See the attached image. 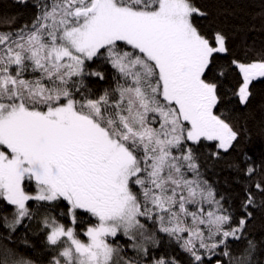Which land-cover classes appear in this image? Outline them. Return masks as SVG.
I'll return each mask as SVG.
<instances>
[{
	"label": "snow or ice",
	"instance_id": "snow-or-ice-1",
	"mask_svg": "<svg viewBox=\"0 0 264 264\" xmlns=\"http://www.w3.org/2000/svg\"><path fill=\"white\" fill-rule=\"evenodd\" d=\"M32 7L0 30V264H260L264 177L229 162L233 196L207 171L239 141L229 105L247 108L264 52L233 54L193 0Z\"/></svg>",
	"mask_w": 264,
	"mask_h": 264
},
{
	"label": "trees",
	"instance_id": "trees-1",
	"mask_svg": "<svg viewBox=\"0 0 264 264\" xmlns=\"http://www.w3.org/2000/svg\"><path fill=\"white\" fill-rule=\"evenodd\" d=\"M32 3L33 0H0V30L30 22L34 12ZM193 3L207 13L205 17H195V23L206 31L219 30L226 34L233 54L248 52L253 58H258V54L264 52V0H193ZM251 92L247 108L231 111L229 105L232 123L241 132L235 149L225 154L214 166L210 163L207 171V178L222 193L233 196L239 190L236 183L238 176L228 169L229 162L242 159L247 154L251 157L249 163L257 167L254 179L264 177V79L254 81ZM28 232L31 242L37 247L36 254L43 256L46 251L44 241L39 237L35 225ZM247 234L257 243L258 253L264 251V208L254 210L247 225ZM160 235L163 237L160 250L169 253L175 251L183 259L184 254L180 249H174L169 245L168 238ZM129 254H132L130 250ZM224 259L227 260L226 257ZM256 259L264 264V256L257 254Z\"/></svg>",
	"mask_w": 264,
	"mask_h": 264
}]
</instances>
